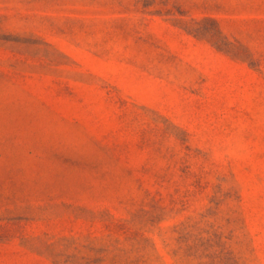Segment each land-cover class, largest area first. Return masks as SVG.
Instances as JSON below:
<instances>
[{
  "label": "rangeland",
  "instance_id": "obj_1",
  "mask_svg": "<svg viewBox=\"0 0 264 264\" xmlns=\"http://www.w3.org/2000/svg\"><path fill=\"white\" fill-rule=\"evenodd\" d=\"M0 264H264V0H0Z\"/></svg>",
  "mask_w": 264,
  "mask_h": 264
}]
</instances>
